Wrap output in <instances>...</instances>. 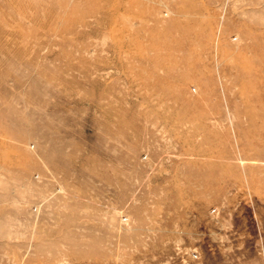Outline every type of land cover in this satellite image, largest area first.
<instances>
[{"label": "rangeland", "instance_id": "1", "mask_svg": "<svg viewBox=\"0 0 264 264\" xmlns=\"http://www.w3.org/2000/svg\"><path fill=\"white\" fill-rule=\"evenodd\" d=\"M260 38L251 0H0V173L81 208L80 264H229L234 228L248 259L264 218ZM187 192L208 226L155 241L156 211L175 217ZM96 205L118 235L92 258Z\"/></svg>", "mask_w": 264, "mask_h": 264}, {"label": "crops", "instance_id": "2", "mask_svg": "<svg viewBox=\"0 0 264 264\" xmlns=\"http://www.w3.org/2000/svg\"><path fill=\"white\" fill-rule=\"evenodd\" d=\"M251 1L264 2V0ZM258 43H264V39L252 41L251 46L258 48ZM196 166L197 176L207 171L204 165ZM0 177L11 179L10 185H0V264H80L79 260L83 255H87L83 254L86 252L83 251V241L86 237L82 234L81 208L79 206L71 208L60 194L62 192L59 187L13 185V169L9 172L2 171ZM193 193L192 190L191 195ZM52 194L55 196L51 198ZM193 200L192 197L191 201ZM34 208L37 210L34 211ZM200 208L198 205L196 210L199 212ZM194 209L195 205L190 202L189 192H187L185 209L177 208L175 217H163L161 212L158 217L155 207L156 213L152 222L155 241L163 239V231L165 233L167 229L172 231L167 240L190 241L193 236L194 220L197 223L199 220L201 226H208L203 219L195 218ZM201 212L203 215V208ZM103 214V208H98L96 205L95 216L92 217L89 225V240L96 243V248L89 250L88 255L92 258H97L99 255V242L113 243L118 235L116 232L118 225L104 221ZM237 221L230 220L226 223V220L224 224L235 227ZM250 221L255 227V233L251 234L254 250L248 259L240 261L237 258V250L245 248L246 235L237 233L236 228L233 229L234 232L230 231L224 235L228 246H232L235 251L234 255L229 253L225 258L230 260L229 264H264V218L253 217ZM148 231L151 230L145 231L143 235L147 236ZM221 238L223 236L220 234V241ZM128 239L124 234L122 235V240ZM106 254L108 255V251ZM182 258L186 260L176 264H190L188 255ZM218 264H222V261Z\"/></svg>", "mask_w": 264, "mask_h": 264}, {"label": "built area", "instance_id": "3", "mask_svg": "<svg viewBox=\"0 0 264 264\" xmlns=\"http://www.w3.org/2000/svg\"><path fill=\"white\" fill-rule=\"evenodd\" d=\"M37 209L36 208H34V211H36ZM127 220V218L124 216L123 217V221H126ZM196 257H197V255H195Z\"/></svg>", "mask_w": 264, "mask_h": 264}]
</instances>
